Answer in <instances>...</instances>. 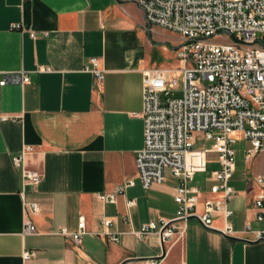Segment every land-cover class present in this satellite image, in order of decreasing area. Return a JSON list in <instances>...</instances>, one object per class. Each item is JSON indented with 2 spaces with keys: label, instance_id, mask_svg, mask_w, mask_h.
Instances as JSON below:
<instances>
[{
  "label": "crops",
  "instance_id": "obj_1",
  "mask_svg": "<svg viewBox=\"0 0 264 264\" xmlns=\"http://www.w3.org/2000/svg\"><path fill=\"white\" fill-rule=\"evenodd\" d=\"M174 36L149 25L136 0H0V81L22 72L30 78L0 86V116L7 118L0 122V264H140L162 255L159 264H264V240L253 233L264 228L255 207L262 157L246 161L249 145L239 134L228 219L216 215L210 229L190 219L182 239L165 249L157 235L133 234L177 212L178 179L167 173L164 183L144 190L135 164L144 144V73L180 68L182 41L176 46ZM93 58L101 83L85 70ZM24 147L32 148L26 167L42 175L36 186L24 184L12 163ZM253 164L257 172L250 173ZM207 172L190 183L201 201L211 197ZM128 180L135 185L115 203L99 199ZM30 203L39 210L31 213ZM80 217L86 234L75 245L60 232H76ZM102 217L122 233L117 242L101 235ZM25 219L36 233L23 232ZM226 224L234 237L220 232ZM25 250L36 256L23 261Z\"/></svg>",
  "mask_w": 264,
  "mask_h": 264
},
{
  "label": "built area",
  "instance_id": "obj_2",
  "mask_svg": "<svg viewBox=\"0 0 264 264\" xmlns=\"http://www.w3.org/2000/svg\"><path fill=\"white\" fill-rule=\"evenodd\" d=\"M136 3L149 25L177 34L182 44L177 51L179 69L144 73L141 114L144 144L135 160L137 179L144 190L164 183L167 173L178 179L174 194L177 212L174 219L143 224L133 234L138 239L157 235L165 249L182 239L190 219H196L206 229L212 228L216 215L228 219L232 215L228 204L235 196L229 185L235 171V134L249 145L246 161L256 155L262 157L263 172L256 178L260 193L255 207L256 221L264 224V0H136ZM90 64L92 68L85 70L101 83L104 77L97 59H91ZM29 83V76L22 72L5 75L0 86ZM6 120L0 116V122ZM196 134L213 141V146L195 148ZM31 152V147H24L12 163L21 168L24 184L36 186L42 175L25 165V157ZM209 153L217 155L218 168L210 172L211 197L201 201L202 193L190 183L196 174L207 172ZM134 185L135 181L128 180L99 199L113 204ZM200 205L202 211L198 213ZM26 206L31 213L39 210L35 203ZM100 222L104 228L101 235L117 242L122 233L110 230L113 221L102 217ZM23 232L36 233L29 219H25ZM220 232L226 237L235 236L229 224ZM245 232H250L248 225ZM253 233L257 241L264 240V228ZM85 234L84 217L79 218L76 232L70 233L66 228L60 232L75 245L80 244ZM35 256V251L22 253L23 261ZM162 256L140 264H159Z\"/></svg>",
  "mask_w": 264,
  "mask_h": 264
},
{
  "label": "rangeland",
  "instance_id": "obj_3",
  "mask_svg": "<svg viewBox=\"0 0 264 264\" xmlns=\"http://www.w3.org/2000/svg\"><path fill=\"white\" fill-rule=\"evenodd\" d=\"M177 36L172 37V39L170 40V42H172L176 46L181 44V41H182L181 38H179V36L178 37ZM177 96H179V94H177ZM195 140H196V143H195V146H194L195 148H207V149H210L213 146V141L204 140L202 135L196 134L195 135ZM238 147L236 146V148H238ZM207 159H208V172L207 173H210L211 170H214V169L218 168L217 155L213 154V153H209L207 155ZM251 166L252 167L248 171H250V173L257 172L256 170H257L258 167L255 166L254 164L251 165ZM196 179L197 180H201V179H203V176L202 175H198L196 177Z\"/></svg>",
  "mask_w": 264,
  "mask_h": 264
}]
</instances>
